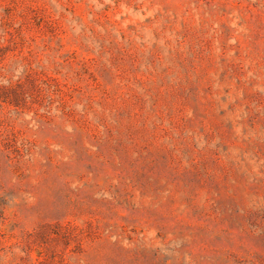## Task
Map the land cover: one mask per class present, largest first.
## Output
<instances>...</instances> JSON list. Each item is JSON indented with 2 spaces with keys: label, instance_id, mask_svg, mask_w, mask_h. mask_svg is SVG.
Here are the masks:
<instances>
[{
  "label": "rangeland",
  "instance_id": "1",
  "mask_svg": "<svg viewBox=\"0 0 264 264\" xmlns=\"http://www.w3.org/2000/svg\"><path fill=\"white\" fill-rule=\"evenodd\" d=\"M0 264H264V0H0Z\"/></svg>",
  "mask_w": 264,
  "mask_h": 264
}]
</instances>
